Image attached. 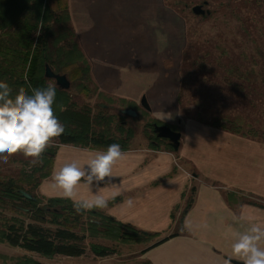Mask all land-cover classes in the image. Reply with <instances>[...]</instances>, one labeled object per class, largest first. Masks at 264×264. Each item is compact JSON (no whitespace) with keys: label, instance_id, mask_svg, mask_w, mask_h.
<instances>
[{"label":"crops","instance_id":"crops-1","mask_svg":"<svg viewBox=\"0 0 264 264\" xmlns=\"http://www.w3.org/2000/svg\"><path fill=\"white\" fill-rule=\"evenodd\" d=\"M184 1L52 0L51 7L58 12L66 6L99 91L137 106L145 96L152 116L171 113L164 121L179 123L177 87L169 94L170 106L152 109V100L156 103L163 67L169 68V49L184 42V19L178 13H183ZM171 27H176V35L170 37ZM179 127L177 150L132 144L112 169L114 182L92 190L81 182L76 189L78 198L86 199L124 189L102 212L139 231L158 233L153 242L130 252L124 264H226L235 233L251 224L264 225V145L190 119H183ZM96 151L101 150L60 145L50 175L38 185L40 195L58 197L47 188L53 171L72 160L83 162ZM192 187V202L180 225L178 217ZM128 198L134 200L131 208L124 204ZM158 241L162 242L152 246ZM118 244L130 249L138 245L114 242L112 254L119 253Z\"/></svg>","mask_w":264,"mask_h":264},{"label":"trees","instance_id":"trees-1","mask_svg":"<svg viewBox=\"0 0 264 264\" xmlns=\"http://www.w3.org/2000/svg\"><path fill=\"white\" fill-rule=\"evenodd\" d=\"M51 2L0 0V81L9 84L13 95L20 88L30 92L29 85L44 88L50 83L44 76L45 64H48L55 73L66 74L88 96L113 100L93 83L88 62L70 26L66 6L55 12ZM187 2L184 1L185 6ZM193 17L206 29L203 34L191 35L179 66V73L186 79V90L178 97L183 119L264 145V0H212L207 14ZM32 44H36L34 51ZM190 50L194 51L191 57ZM116 101L121 108L138 107L123 98ZM53 107L65 131L43 154L42 163L31 172L22 173L21 179L0 176L1 195L32 205V220H26V213L0 218V243L26 251L18 256L0 254V258L12 264H43L35 255L78 257L86 252L85 241L89 238L111 243H151L158 233L139 231L102 210L77 214L70 200L32 193L50 175L60 145L105 150L109 144L118 143L126 150L135 135L133 128L123 124L116 127V122L112 125L113 115L94 113L88 104L77 105L68 90L57 88ZM62 107L65 110L61 111ZM149 122L151 133L145 135L148 145L162 148L164 138L154 135L152 123H167L154 118ZM170 127L179 131L177 127ZM163 148L175 151L169 143ZM19 189L33 197H23ZM193 192L192 187L178 217L180 225L191 205ZM118 199L110 200L108 206ZM174 235L176 232L170 234ZM88 246L95 256L114 252L112 245L90 242Z\"/></svg>","mask_w":264,"mask_h":264},{"label":"clouds","instance_id":"clouds-1","mask_svg":"<svg viewBox=\"0 0 264 264\" xmlns=\"http://www.w3.org/2000/svg\"><path fill=\"white\" fill-rule=\"evenodd\" d=\"M32 45L34 51L36 44ZM29 88L30 92L20 88L13 95L9 84L0 81V163H7L14 155L22 154L30 166H36L42 163L43 154L52 146L54 139L65 131L53 107L57 94L56 82L44 88H32L31 85ZM158 117L162 121L171 119V113L161 111ZM123 155L120 144L111 143L105 150L96 151L83 162H67L53 171L47 188L59 198L70 200L77 214L103 210L110 200L122 196L124 189L117 188L107 196L97 194L90 199L78 198L76 189L81 182L89 190L100 187L101 183L114 182L112 169ZM124 204L131 208L134 200L128 198ZM233 220L239 222L235 216ZM262 244L264 225L251 224L243 231H237L226 264H232L233 260L239 264H264Z\"/></svg>","mask_w":264,"mask_h":264},{"label":"rangeland","instance_id":"rangeland-1","mask_svg":"<svg viewBox=\"0 0 264 264\" xmlns=\"http://www.w3.org/2000/svg\"><path fill=\"white\" fill-rule=\"evenodd\" d=\"M204 0L194 1V0H188V6H185L184 11L182 13V10H179V14L184 19V42L178 46V47H171L169 49V68L166 70L165 67H163V73L162 80L158 82L157 88H158V97L156 98V103L152 100V104L156 105L153 106L152 109L160 108L166 106H170V98L169 94L171 93V90H173V87H177L179 94L184 93L186 90V79L181 76L179 73L177 75L176 72V58L179 57L178 61L180 63V60L183 58V52L185 51L186 46L190 44V40L192 39L191 35L201 33L203 34L205 32V27L202 24L198 23V18L193 17V13L191 11V7L194 4L202 3ZM207 1V0H206ZM204 9L211 10L212 8V0L211 2L207 1V4L203 7ZM200 17V16H199ZM198 28V31H195L194 29ZM172 31L170 33V37L173 35L175 36L176 33V27H171ZM178 29V28H177ZM179 34V32H178ZM173 45L177 43L176 40L174 41ZM182 45V47H181ZM194 54V51L190 50L188 56L191 57ZM183 60V59H182ZM181 60V61H182ZM180 65V64H179ZM178 65V67H179ZM175 70V71H174ZM178 76V79H176ZM50 83H53V79H49ZM70 88L68 89L72 100L79 106L88 104L91 106L94 113L96 112H102L104 114L113 115V121L112 125H114V122H116L117 125L123 124L126 128H133L135 131V135L131 140V146L134 145H142V144H148V139L146 138V132L151 133V127L149 126V120L150 119H156L159 121H162L158 117L152 116L150 112H148L144 107L141 105L135 109L139 117L135 118L132 116L124 115L119 112L121 106L117 104L116 97L110 96L113 100H104V99H97L95 96H88L85 92L78 90V87L75 86L74 83L70 80ZM161 86L162 91L159 87ZM173 86V87H172ZM164 93V95L162 94ZM162 94V95H160ZM147 102V100H146ZM148 103V102H147ZM149 105V104H148ZM157 111V110H156ZM146 112V113H144ZM143 113V114H142ZM156 114V112H154ZM158 115V114H157ZM184 115H180V122L178 123V120L172 119L167 123L170 124L172 127L176 129V127L180 130V125L182 123ZM169 125V126H170ZM164 144H168V141L164 139L163 144L161 145L163 147ZM34 166H30L28 160H25L22 154H16L13 157H11L7 163H0V176L4 177H13L15 179H21L22 173H29L32 171ZM36 187L33 190V194L37 196H41L38 189ZM32 205L28 202L22 200V199H14L11 200L3 195L0 194V218L2 217H11L15 215H22V213H26L25 218L26 220H32ZM45 218H48V216L45 214ZM81 219H84L82 217ZM157 236L156 238H158ZM155 238V239H156ZM154 241V239H153ZM152 241V242H153ZM90 242H98L101 244L106 245H112L114 243L102 240V239H94L89 238L85 241L86 245V252L78 257H71V256H64V255H55L51 258H45L35 255L37 259H39L43 264H124L128 261L130 258V252L132 253L135 251V249H138L141 244L137 245V248L130 249L128 245H123L119 247V253L118 254H111L107 255L105 257L95 256L89 251L88 244ZM117 247V248H118ZM26 251L19 247H11L5 243H0V254H4L7 256H18L25 254ZM0 264H12L10 261H3L0 258Z\"/></svg>","mask_w":264,"mask_h":264},{"label":"water","instance_id":"water-1","mask_svg":"<svg viewBox=\"0 0 264 264\" xmlns=\"http://www.w3.org/2000/svg\"><path fill=\"white\" fill-rule=\"evenodd\" d=\"M207 4V1L204 0L202 3L194 4L191 7V11L195 15H204L209 12V10L204 9L203 7ZM44 76L48 79H53L58 89L68 90L70 88V80L67 78L66 74L55 73L48 64H45ZM140 104L147 111L150 110V106L146 102L145 96L141 97ZM119 112L124 115L132 116L135 118L139 117L138 112L131 107L120 108ZM153 133L156 137L164 138L168 143L173 147L174 150H177L180 144L181 133L180 131L172 129L168 124H156L152 123ZM20 193L25 198H32V194L26 192L23 189H19ZM233 264H239V262L233 260Z\"/></svg>","mask_w":264,"mask_h":264}]
</instances>
